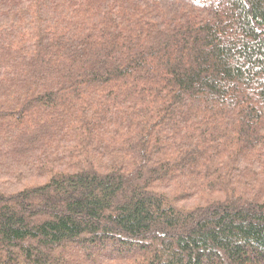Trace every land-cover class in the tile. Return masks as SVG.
Segmentation results:
<instances>
[{"label": "trees", "instance_id": "1", "mask_svg": "<svg viewBox=\"0 0 264 264\" xmlns=\"http://www.w3.org/2000/svg\"><path fill=\"white\" fill-rule=\"evenodd\" d=\"M0 264H264V0H0Z\"/></svg>", "mask_w": 264, "mask_h": 264}]
</instances>
